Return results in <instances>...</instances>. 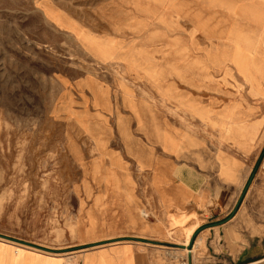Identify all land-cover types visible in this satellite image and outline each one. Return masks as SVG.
Returning <instances> with one entry per match:
<instances>
[{"label": "rangeland", "instance_id": "obj_1", "mask_svg": "<svg viewBox=\"0 0 264 264\" xmlns=\"http://www.w3.org/2000/svg\"><path fill=\"white\" fill-rule=\"evenodd\" d=\"M247 1L0 0V232L80 264L83 224L163 202L145 158L172 187L192 156L213 171L218 126L197 111L243 96L264 114L237 74L201 82L197 59L232 30L261 33L239 29ZM167 220L169 243L191 237Z\"/></svg>", "mask_w": 264, "mask_h": 264}, {"label": "crops", "instance_id": "obj_2", "mask_svg": "<svg viewBox=\"0 0 264 264\" xmlns=\"http://www.w3.org/2000/svg\"><path fill=\"white\" fill-rule=\"evenodd\" d=\"M240 9L245 27L239 29L261 33L232 30L210 40L209 48L197 55L205 77L201 82H214L217 71L230 77L237 74L254 100H264V0H248ZM198 112L218 126L223 148L204 156L214 160L213 171L210 166L201 169L192 156L190 166L176 169L172 187L167 170L145 158L143 165L152 167L148 170L163 202H117L115 222L83 224L81 236L91 242L86 249L73 251H84L80 264H264V173L258 170L264 150L262 104L241 96ZM245 188L237 212L224 222ZM144 209L155 217L149 219ZM170 213L193 230L186 242L175 243L187 244L195 235L191 251L128 239L169 243ZM60 254L0 237V264H64Z\"/></svg>", "mask_w": 264, "mask_h": 264}, {"label": "water", "instance_id": "obj_3", "mask_svg": "<svg viewBox=\"0 0 264 264\" xmlns=\"http://www.w3.org/2000/svg\"><path fill=\"white\" fill-rule=\"evenodd\" d=\"M246 189L241 193L240 197L238 198L237 200V203L235 204L233 210H232V213L230 214V216L224 221L226 222L227 220H229L238 210L245 194H246ZM0 237L2 238H6V239H9V240H15V241H18V242H21L25 245H29V246H33V247H37V248H40V249H43V250H46V251H49V252H58V250H55V249H51V248H46V247H42V246H38V245H35V244H32L30 242H27V241H22L20 239H16V238H12L8 235H5V234H0ZM128 239H133V240H137V241H144V242H148V243H155V244H163V245H166V246H169V247H175V248H182V249H187L189 251H191V248H192V245H193V242H194V239H195V235L192 237V239L190 240L189 244L185 245V244H175V243H162V242H157V241H152V240H143V239H139V238H128ZM113 241V240H112ZM109 242V241H108ZM95 244H92L90 246H93Z\"/></svg>", "mask_w": 264, "mask_h": 264}, {"label": "built area", "instance_id": "obj_4", "mask_svg": "<svg viewBox=\"0 0 264 264\" xmlns=\"http://www.w3.org/2000/svg\"><path fill=\"white\" fill-rule=\"evenodd\" d=\"M258 170L264 173V150H263L262 155L260 157V161L258 164Z\"/></svg>", "mask_w": 264, "mask_h": 264}, {"label": "bare ground", "instance_id": "obj_5", "mask_svg": "<svg viewBox=\"0 0 264 264\" xmlns=\"http://www.w3.org/2000/svg\"><path fill=\"white\" fill-rule=\"evenodd\" d=\"M188 244V243H187ZM187 244H185V245H187ZM82 249H86V248H81V249H79V250H82ZM55 250H58V252H51V253H61L60 252V250L59 249H55ZM63 250H65V249H63ZM68 250V249H67ZM78 251V250H77ZM65 253L67 252V251H64ZM69 252H73V251H69ZM68 253V252H67Z\"/></svg>", "mask_w": 264, "mask_h": 264}]
</instances>
